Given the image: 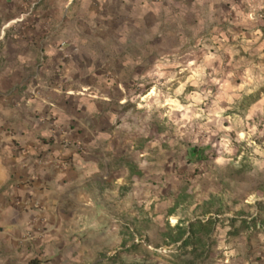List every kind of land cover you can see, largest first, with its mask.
<instances>
[{
    "label": "crops",
    "instance_id": "crops-1",
    "mask_svg": "<svg viewBox=\"0 0 264 264\" xmlns=\"http://www.w3.org/2000/svg\"><path fill=\"white\" fill-rule=\"evenodd\" d=\"M187 8L0 0V264H264V223L221 209L183 220L158 200L151 209L111 156L116 70L163 37L165 12ZM246 240L259 247L246 252Z\"/></svg>",
    "mask_w": 264,
    "mask_h": 264
},
{
    "label": "rangeland",
    "instance_id": "rangeland-1",
    "mask_svg": "<svg viewBox=\"0 0 264 264\" xmlns=\"http://www.w3.org/2000/svg\"><path fill=\"white\" fill-rule=\"evenodd\" d=\"M174 1L188 8L165 12L163 37L116 70L111 156L151 209L158 200L183 220L221 209L263 223L264 0ZM202 144L208 158L188 163L186 150ZM257 247L246 240V252Z\"/></svg>",
    "mask_w": 264,
    "mask_h": 264
},
{
    "label": "trees",
    "instance_id": "trees-1",
    "mask_svg": "<svg viewBox=\"0 0 264 264\" xmlns=\"http://www.w3.org/2000/svg\"><path fill=\"white\" fill-rule=\"evenodd\" d=\"M209 146L208 145H193V146H190L187 150H186V153H185V158H186V161L188 163H197L201 160H205L208 158V154H207V150H208ZM130 171H133L131 170L130 168ZM254 218L253 217V221L252 219L251 220H247L246 218H239V220L241 221V223H243L244 225H246L247 223H252L254 222ZM237 218H230L229 221L230 222H234L236 221ZM264 223V221H263ZM203 229V228H202ZM185 233V230L181 227H177L175 229V235L178 236L179 238L182 237ZM189 235H187V237L183 240L182 242V245L186 246L187 243L189 242Z\"/></svg>",
    "mask_w": 264,
    "mask_h": 264
}]
</instances>
